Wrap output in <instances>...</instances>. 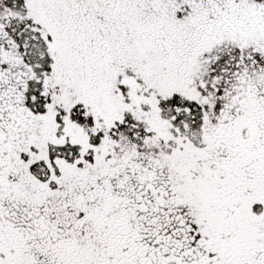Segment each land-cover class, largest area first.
Returning a JSON list of instances; mask_svg holds the SVG:
<instances>
[{
    "label": "snow or ice",
    "instance_id": "snow-or-ice-1",
    "mask_svg": "<svg viewBox=\"0 0 264 264\" xmlns=\"http://www.w3.org/2000/svg\"><path fill=\"white\" fill-rule=\"evenodd\" d=\"M0 264H264V0H0Z\"/></svg>",
    "mask_w": 264,
    "mask_h": 264
}]
</instances>
